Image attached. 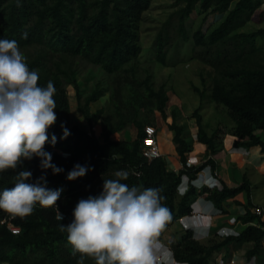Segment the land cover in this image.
I'll list each match as a JSON object with an SVG mask.
<instances>
[{"label": "trees", "instance_id": "1", "mask_svg": "<svg viewBox=\"0 0 264 264\" xmlns=\"http://www.w3.org/2000/svg\"><path fill=\"white\" fill-rule=\"evenodd\" d=\"M263 5L264 0H176L174 10L156 34L153 49L155 60L166 67L173 49L191 43V59L203 63L210 71L208 76L200 73L203 91L193 85L194 90L202 100L210 92V98L226 108L234 122L228 132L241 139L242 146L260 147L264 153V138L258 134L264 131V48L258 46L259 40L264 39V29L243 31ZM151 6L152 0H0V39L18 42L29 68L38 71L40 86L46 87L49 81L55 86L58 119L48 130L49 141L44 151L63 170L54 174L50 168L42 169L41 158L33 157L23 160L16 169L0 172V192L14 186L21 170L32 173L26 183H43V177L49 189H63L56 206L37 204L32 214L15 216L13 223L21 230L18 235L1 224L9 213L0 210V264H77L80 254H72L67 232H62L60 226L73 221V211L81 199L98 196L103 191L104 179H116L115 173L121 170L127 173L122 183L141 190L159 189L162 205L171 210L173 220L159 240L180 219L192 215V205L199 197L223 209L226 201L243 192L250 194V183L245 182L238 188L225 186L221 190L190 185L186 194L180 195L178 188L183 175L195 180L208 166L212 169L216 166L214 160L209 158L198 166L175 172L168 168L165 157L152 161L143 157L145 128L160 129L158 117L173 132L181 163L187 162L192 151L184 127L177 122L178 113L168 112L171 98L166 85L157 87L153 72L139 66L143 52L141 27ZM200 15L204 16L203 24L209 15L224 18L210 31L204 32L201 25L191 34L187 22ZM25 33L27 37L23 38ZM86 64L111 77L108 87L98 83L85 94L78 77ZM69 88L75 92L76 111L86 127L73 123ZM107 95L108 104L92 112V105ZM194 117L198 142L207 147L208 155L217 154L227 130L218 127L209 135L200 110ZM62 125L70 133L67 138H62ZM98 125L99 135L94 131ZM130 129L136 130L135 139H112ZM52 135L57 138L54 146ZM60 151L71 156L63 158ZM77 164L88 171L70 181L68 173ZM250 209L248 205L247 213L238 220L258 224L249 225L238 236L212 238L204 244L194 238L193 231H185L180 240L170 243L175 261L212 264L222 249L245 244L252 245L247 259L260 257L264 222ZM58 211L66 215L64 220L57 219ZM84 264H95V260L85 257Z\"/></svg>", "mask_w": 264, "mask_h": 264}, {"label": "clouds", "instance_id": "2", "mask_svg": "<svg viewBox=\"0 0 264 264\" xmlns=\"http://www.w3.org/2000/svg\"><path fill=\"white\" fill-rule=\"evenodd\" d=\"M26 37L25 33L23 38ZM39 78L38 71L29 68L18 42L0 39V172L16 169L23 160L33 157L41 158L42 169L50 168L54 174L63 171L44 151L48 130L58 119L56 89L51 81L46 87L40 86ZM62 128V138H67L70 133L63 125ZM56 142L52 135V145ZM87 171L77 164L67 179L76 180ZM31 176L28 170L19 171L14 186L0 192V210L25 217L34 212L37 204L57 205L63 189H49L43 177V183H26ZM115 176L116 179H104L98 196L81 199L73 211V221L60 226L62 232H67L72 254H80L77 264H84L85 257L94 259L95 264H174L170 250L160 251L163 245L158 238L173 215L162 205L159 189L129 187L121 182L127 179L123 170ZM191 216L193 225H202L207 219L193 217V208Z\"/></svg>", "mask_w": 264, "mask_h": 264}, {"label": "crops", "instance_id": "3", "mask_svg": "<svg viewBox=\"0 0 264 264\" xmlns=\"http://www.w3.org/2000/svg\"><path fill=\"white\" fill-rule=\"evenodd\" d=\"M178 124L184 127L185 138L192 146V151L190 152L188 158H197L200 161V164L204 163L207 159L212 158L216 164L213 169L208 166L206 170L203 171L197 179H195L194 185L197 189L201 188L202 185L204 186L206 180L213 182L210 180V176H213L217 179V183L219 185L218 189L220 190L225 186L228 188H238L247 182L250 183L251 192L250 194L243 192L234 199L226 201L223 204V209H217L210 201L206 200L205 197H199L192 206L193 217L205 216L207 217L205 223L202 225H193L191 224L190 219L192 216L183 217L177 222L180 226V231H176L178 237L175 239L169 238L167 241L165 240V237H163L161 239L163 248L160 251L162 253L168 252V250H170V243L180 240L183 233L187 230L193 231L195 239L198 241L207 240L210 234H213L218 239H224L228 235L237 236L236 234H240L249 225L258 224L257 221L249 224H243L238 220L247 213L248 205H250V210L254 214L256 208H260L262 210V214L259 215V217L264 222V153L262 149L260 147L246 148L242 146L241 143L243 141L232 136L228 132L229 129L225 128L227 132L221 140V145L218 148L219 151L217 154L211 156L208 155L207 147L199 143L196 139L198 132L196 119L193 121H187V123L180 122ZM157 126L160 128L156 129L158 130V144L162 156L165 157L164 155H166L165 159L170 170L175 172L179 171L180 160L173 142L174 134L168 129L167 124L163 126L157 124ZM161 128H164L167 132H171V135L166 134V137H164ZM214 130L215 129L211 131V128L207 127L209 135H211ZM187 133H190V135ZM132 135L131 130H126L115 134L112 139L131 141L135 139ZM102 141L103 139H101V142ZM258 177H260L262 190V192L260 191L261 202L259 203L256 201L255 195L253 194V189H255L257 187L256 185L259 183ZM233 219L236 220L235 223H233ZM173 227L174 226H172L171 229ZM251 248V244H245L243 246L230 245L228 248L222 249L221 252L215 255V259L212 264H219L221 259L225 261L224 264H248L250 260L246 258V253ZM253 258L255 259V264H261L264 262V248L260 257ZM215 260L217 263H215ZM171 261L174 262V264H179L172 256Z\"/></svg>", "mask_w": 264, "mask_h": 264}, {"label": "rangeland", "instance_id": "4", "mask_svg": "<svg viewBox=\"0 0 264 264\" xmlns=\"http://www.w3.org/2000/svg\"><path fill=\"white\" fill-rule=\"evenodd\" d=\"M175 1L176 0H152V6L150 10L145 13L141 27V45L143 47V52L139 59V66L143 70L149 69L151 72H153L157 87H160L163 84L166 85L167 91L171 97L168 112L170 114H172L173 111L178 113V123H187V121L195 120L194 114L197 110H200L203 123L205 126L210 127L211 131L218 127L230 129L232 126H234V122L229 117L226 108L222 105H217L210 98V92H207L204 100H202L199 93H197L193 88L194 85L201 88L203 91L204 88L202 86L203 84L200 78V73L203 72L205 76H208L210 71L209 68H207L203 63L191 59V43L182 44L178 48L173 49L169 54L168 66L166 67L155 60L153 45L156 34L162 23L167 20L169 14L174 10L173 4ZM262 12H264V5L255 16L254 21L250 22L243 29V31L252 32L259 29H264V15H262ZM203 18L204 16L200 15L188 20L187 27L191 34L194 33L201 25L203 26L204 32L212 30L219 25V23L223 20L224 15H209L204 24L202 23ZM258 46L264 48V39L259 40ZM262 63H264V61H262ZM142 75H145V73ZM78 80L83 85L85 94H87L98 83L108 87L111 77H109L98 67L86 64L80 70ZM68 90L71 102V115L73 123L81 125L85 124L86 127V123L84 122L82 116L76 111L75 92L73 88H69ZM108 100L109 95L93 104L92 112H96L97 110L106 106L108 104ZM170 121L171 117L169 118V122ZM158 124L160 126L166 125V123L160 117H158ZM130 130L132 131L133 138H135L136 130ZM94 131L97 135H99L100 126H96ZM161 131L164 137H166V134L171 135V132H167L164 128H161ZM187 134L190 135V133ZM258 134L262 135L264 138V131H258ZM164 156L166 157V155ZM258 180L259 183L256 185L257 187L253 189V194L255 195L256 201L259 203L261 202L260 197L262 192L260 177H258ZM203 187L204 186L202 185L201 188ZM176 231H180V226L178 223H176L172 229L169 228L165 232V240L167 241L169 238L175 239L178 237ZM212 238L216 237L213 234H210L207 240L199 242L206 244ZM215 263H217L216 260Z\"/></svg>", "mask_w": 264, "mask_h": 264}, {"label": "built area", "instance_id": "5", "mask_svg": "<svg viewBox=\"0 0 264 264\" xmlns=\"http://www.w3.org/2000/svg\"><path fill=\"white\" fill-rule=\"evenodd\" d=\"M145 134L146 135L142 141V155H143V157L149 161L163 157L161 154V151H160L159 144H158V130L156 129V127L147 126L145 128ZM59 153L63 158H68L71 156V154H69L68 152L60 151ZM198 165H200V161L197 158L189 157L185 164L180 162L179 171H183L187 168H191V167L198 166ZM205 170H203V171H205ZM179 171H176V172H179ZM203 171L201 173H199L198 176H200L203 173ZM210 180H212L213 182H209L206 180L204 186H206V187L208 186V188H210V189L218 188L219 185L217 183V179L214 178L213 176H210ZM194 181L195 180H191L188 175H183L182 183L178 188L179 194L184 195L189 190V185L185 186L184 182H189V183L193 184ZM255 214L258 216L261 215L262 210L260 208H256ZM61 216L63 217V219H61ZM14 218H15L14 215L8 214V216L1 222V224L7 226L9 231H11L14 235H18V234H20L21 230L19 227L14 225V223H13ZM65 218H66V215L63 212H61V211L57 212V219L58 220H64ZM232 221H233V223L236 222L235 219H233ZM236 235L238 236L239 234H236ZM224 263H225V261L223 259H221L219 261V264H224ZM252 263L255 264L254 258L248 262V264H252ZM179 264H181V263H179Z\"/></svg>", "mask_w": 264, "mask_h": 264}]
</instances>
